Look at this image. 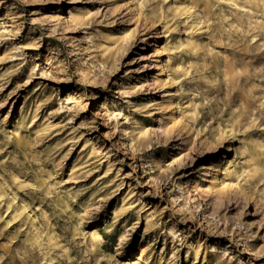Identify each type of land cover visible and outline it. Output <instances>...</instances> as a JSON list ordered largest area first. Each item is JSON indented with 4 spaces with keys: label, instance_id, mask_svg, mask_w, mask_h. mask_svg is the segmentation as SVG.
I'll return each instance as SVG.
<instances>
[{
    "label": "rangeland",
    "instance_id": "374dc122",
    "mask_svg": "<svg viewBox=\"0 0 264 264\" xmlns=\"http://www.w3.org/2000/svg\"><path fill=\"white\" fill-rule=\"evenodd\" d=\"M152 2L0 0V264H264V200L232 190L220 196L218 183L237 180L215 170L239 167L244 143L264 135L262 106V132L208 145L202 129L219 120L235 91L179 78V69L160 73L157 48L170 34L186 40L201 27L198 38L211 37L214 22L188 29L149 21ZM214 40L205 41L208 51ZM259 40L230 47L253 70L257 98L264 96ZM194 91L200 132L172 117L171 103L185 108ZM41 177L53 185L51 196L74 193L86 237L96 229L103 236L94 251L44 195ZM8 203L25 213L14 218ZM44 215L58 246L40 251L30 239H47Z\"/></svg>",
    "mask_w": 264,
    "mask_h": 264
},
{
    "label": "bare ground",
    "instance_id": "6f19581e",
    "mask_svg": "<svg viewBox=\"0 0 264 264\" xmlns=\"http://www.w3.org/2000/svg\"><path fill=\"white\" fill-rule=\"evenodd\" d=\"M141 1V0H139ZM151 2L150 11L146 13V18L149 21L160 19L176 20L188 24V29H193L194 26H200L202 23L212 24V35L200 40L197 31L192 30L188 39L175 40L170 34L167 36V43L164 46H158L157 53L159 54L157 69L160 73L165 71L167 67L171 72L178 71L179 78L190 74L194 79H199L205 83L225 82L228 88L235 91L231 102L227 109L223 112L219 120L214 124L207 126V144L216 146L223 138L229 136L248 138L251 136V131L262 132V125L258 124L259 105L262 106L264 116V96L258 97L254 91L256 81L254 79L253 70L249 65L240 61V58L233 53L232 49L239 48L238 43L243 40L249 42L260 38L264 46V16H259L260 12L264 11V0H256V4L241 3L240 0H144ZM259 4V8H254ZM145 5L141 2L138 7ZM263 9L261 11L260 9ZM264 14V12H263ZM80 18H74V21L79 22ZM191 19V21H190ZM193 25H190V23ZM241 29V32H240ZM250 33V36L247 34ZM128 38H130L128 36ZM214 38L210 50L208 51L205 41H210ZM224 44L228 49L227 53H222L220 47ZM219 48V51L217 49ZM182 49V50H181ZM181 50L179 55L168 56V60L164 59L166 53L170 51ZM223 55L222 59L220 55ZM190 57L189 66L185 69L182 61ZM87 56L83 57L79 62L80 65L86 61ZM174 78V77H173ZM194 95V96H193ZM196 92H192V97L189 98L185 108L179 103L172 102L173 109L172 117L175 124L183 127L197 128L200 130L198 116L200 113V103L195 98ZM197 96V95H196ZM180 110V118L175 117L176 110ZM264 130V129H263ZM241 138V137H240ZM14 142L20 150L27 149V143L23 138L17 137ZM237 160H243L242 163L235 169H231L229 163L226 166H215L218 173L236 175L235 181H228L224 178L219 185V195L223 196L227 191H235L236 195L244 196L247 200H255L254 195L258 194L260 199L264 200V135L253 137L251 142H245L242 146V152L239 153ZM236 160V161H237ZM40 184L44 195H53V185L41 177ZM250 188V191L247 190ZM5 196L3 188L0 186V199ZM75 199L74 193L57 194L51 196L52 203L56 211L60 214L66 213L72 219L71 228L73 235L83 236L90 240L89 247L94 251L95 247H99L103 236L96 229L89 233L88 237L84 234L83 217L74 213L72 210V202ZM2 202V201H1ZM8 210L13 208V217L20 218L24 213L23 207H13L8 203ZM45 224L48 227L47 239H44L41 234L34 235L30 239L32 249L38 248L40 251L52 249L58 246L54 234L50 231L49 219L46 215ZM47 264H53L52 260H48Z\"/></svg>",
    "mask_w": 264,
    "mask_h": 264
}]
</instances>
